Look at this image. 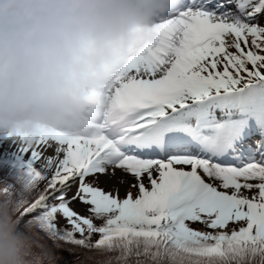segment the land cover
<instances>
[{"label":"snow or ice","instance_id":"snow-or-ice-1","mask_svg":"<svg viewBox=\"0 0 264 264\" xmlns=\"http://www.w3.org/2000/svg\"><path fill=\"white\" fill-rule=\"evenodd\" d=\"M0 173L50 246L101 264H264V0H174L79 130L0 140Z\"/></svg>","mask_w":264,"mask_h":264},{"label":"clouds","instance_id":"clouds-1","mask_svg":"<svg viewBox=\"0 0 264 264\" xmlns=\"http://www.w3.org/2000/svg\"><path fill=\"white\" fill-rule=\"evenodd\" d=\"M173 3L0 0V140L32 143L54 130H79L92 100L153 40ZM23 207L0 196V264H59L68 245L50 246L23 221ZM70 250L77 264H101L94 243Z\"/></svg>","mask_w":264,"mask_h":264},{"label":"rangeland","instance_id":"rangeland-1","mask_svg":"<svg viewBox=\"0 0 264 264\" xmlns=\"http://www.w3.org/2000/svg\"><path fill=\"white\" fill-rule=\"evenodd\" d=\"M0 176H2V173H0ZM103 183H106V188L111 186L110 183H107V182H103ZM98 186H100V184ZM107 189H109V188H107ZM125 191L126 190H125L124 186H121L120 187V195H121L122 198H123V196L125 194ZM69 195H71V193H69ZM76 207H77L78 210H80V206L79 205H77ZM95 238L96 237H94V239ZM72 248H78V247H74V246L68 245V249L61 250V251L58 252V256L60 257L59 264H77V257L70 250Z\"/></svg>","mask_w":264,"mask_h":264},{"label":"trees","instance_id":"trees-1","mask_svg":"<svg viewBox=\"0 0 264 264\" xmlns=\"http://www.w3.org/2000/svg\"><path fill=\"white\" fill-rule=\"evenodd\" d=\"M2 175H3V173H2Z\"/></svg>","mask_w":264,"mask_h":264}]
</instances>
